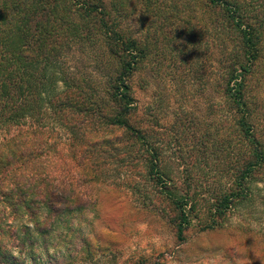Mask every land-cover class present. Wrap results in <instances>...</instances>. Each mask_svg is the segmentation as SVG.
Here are the masks:
<instances>
[{"label": "trees", "instance_id": "1", "mask_svg": "<svg viewBox=\"0 0 264 264\" xmlns=\"http://www.w3.org/2000/svg\"><path fill=\"white\" fill-rule=\"evenodd\" d=\"M117 1L126 4L0 0V264H98L103 252L91 250L81 224L102 189L140 192L128 178L138 164L171 200L179 242L194 222L218 230L235 211L264 207V97L254 86L264 0ZM167 1L178 21L203 2L231 34L217 40L224 106L202 147L207 172L194 180L186 167L183 185L163 170L161 141L148 128L156 125L132 119L130 79L145 49L124 26L135 4L157 16ZM75 48L88 66L77 67ZM120 171L128 181L114 178Z\"/></svg>", "mask_w": 264, "mask_h": 264}, {"label": "rangeland", "instance_id": "2", "mask_svg": "<svg viewBox=\"0 0 264 264\" xmlns=\"http://www.w3.org/2000/svg\"><path fill=\"white\" fill-rule=\"evenodd\" d=\"M254 1L261 6V0ZM124 3L105 0L106 6L113 8ZM170 5L167 1L169 11L154 16L151 8L141 14L140 5L135 4L131 13L134 21L124 27L145 49L143 61L130 79L136 102L132 119L156 125L148 128H153L161 141L163 170L183 185L186 167L191 168L194 180L203 179L207 172L202 147L221 125L219 110L224 106L223 94L216 88L221 75L217 62L222 54L217 40L231 34L224 30L217 11L211 12L201 1L191 5L196 12L187 11L179 21L169 18L173 15ZM212 22L218 25L215 32L210 29L215 24ZM72 52L77 67L89 65L78 48ZM254 80L256 90L264 97V32ZM134 170L128 178L129 182L141 183L140 194L123 184L102 189L94 210L81 224L82 237L91 250L103 252V256H94V262L264 264V207L257 204L239 209L218 230L201 231L194 222L185 231L184 241L179 242L171 224V200L147 177V169L138 164ZM125 174L120 171L113 176L124 183L128 181ZM6 243L9 246L10 241ZM53 257L59 258L55 253Z\"/></svg>", "mask_w": 264, "mask_h": 264}]
</instances>
